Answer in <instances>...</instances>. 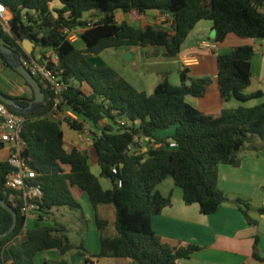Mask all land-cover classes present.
I'll return each instance as SVG.
<instances>
[{
    "label": "trees",
    "instance_id": "16d2710c",
    "mask_svg": "<svg viewBox=\"0 0 264 264\" xmlns=\"http://www.w3.org/2000/svg\"><path fill=\"white\" fill-rule=\"evenodd\" d=\"M55 1L0 0L12 14L9 30L0 20V44L11 48L20 58H33L39 63L44 54L37 59L28 55L22 45L24 40L44 50H54L59 63H50L49 67L59 73L63 84L57 95L36 77L45 99L42 107L32 113H19L0 101L11 113L26 120L20 133L25 142L23 157L37 173L34 184L44 193L40 214L33 218V228L27 229L20 203L14 207L10 202L12 192L5 188L13 168L8 160L0 161L1 197L18 213L13 233L0 238V264H38L36 258L40 253L56 251L64 256L83 248V240L79 245L71 242L68 227L56 216L57 210L66 208L80 213L84 219L82 206L71 190L75 187L87 194L95 210V224L101 233V251L94 256L97 259H125L128 264H178L200 250L194 245L173 248L153 230L151 219L156 207L171 205L170 198L156 191L169 177L183 190L184 202L198 204L202 214L213 215L230 203L239 208L248 223L255 224L247 200H230L219 188V166L239 167L243 150L257 153L262 149L258 143L264 142V103L225 108L218 115L206 114L189 104L186 97H204L210 78H191L185 68L180 86L171 84L165 74L149 95L111 68L93 67L89 58L124 46L162 48L165 57H176L201 21L213 23L217 43L224 42L230 34L264 40V0H59L61 7L52 8ZM117 11L131 14L133 23H118ZM149 12L167 16L170 28L139 27L137 24ZM65 28L84 29L81 39L85 49L66 39L62 31ZM254 56L253 47L240 46L217 57L224 103L235 100L246 104L263 97L261 91L246 93L251 85ZM0 65L23 79L32 96L1 90L0 93L23 107L33 106V89L1 53ZM67 111L76 119L60 120L59 115ZM120 119L129 126L121 127ZM105 121L108 123L103 135L93 143L100 168L97 177L87 151L66 148L62 127L65 124L79 132L84 123L99 128ZM171 130V134H164ZM136 138L142 143H137ZM63 166H70L71 171L65 172ZM100 178L109 179L112 189L105 190ZM100 206L114 208V235L109 233V221L98 212ZM46 221L53 224L47 225ZM13 222V216L0 206V235ZM253 257L263 260L258 238ZM55 264L68 262L59 260Z\"/></svg>",
    "mask_w": 264,
    "mask_h": 264
},
{
    "label": "crops",
    "instance_id": "0c3cea01",
    "mask_svg": "<svg viewBox=\"0 0 264 264\" xmlns=\"http://www.w3.org/2000/svg\"><path fill=\"white\" fill-rule=\"evenodd\" d=\"M8 16L10 19L12 18L10 11ZM116 20L118 23H133L132 15L121 11L116 12ZM137 25L142 28L153 25L169 29L171 23L167 16L149 12L142 17ZM75 45L79 49H85L82 39ZM240 46H251L255 51V56L251 60V85L246 93L253 94L261 91L263 97L246 104L235 100L224 103L218 81L217 57L229 54ZM42 51V48L39 49L38 54L35 55L36 59L39 58ZM25 52L31 55L30 51L25 50ZM163 52L162 48L157 47L124 46L118 49H107L100 55L91 56L89 62L93 67L113 69L137 90L151 95L165 74H168L171 84L180 86L181 72L186 68L183 58L196 57L199 60L198 63L186 68L189 70V76L194 79H211L204 97H186V101L199 111L218 115L225 108H236L239 105L254 107L264 103V40L242 39L235 34H230L224 42L217 43L213 23L201 21L182 45L181 53L178 56L165 57ZM8 94L18 95L13 90ZM107 123L105 121L101 125ZM65 127L73 131L63 124L62 128ZM69 144L66 142L65 135L66 148ZM258 145L262 149L257 153L249 150L242 152V161L239 167L224 164L219 166V188L228 195L230 200L236 198L247 200L251 206L250 217L255 221V224L248 223L239 208L230 203L222 205L213 215L202 214L198 204L187 205L184 202L183 190L175 184L171 177L157 186L156 191L164 198H170L171 205L161 207L159 214L152 216L151 224L154 232L163 243L173 248L191 245L200 248L191 258L181 259L178 264H264V142L258 143ZM76 148L88 152L92 172L99 177L100 168L94 145L78 144ZM93 149L96 160L91 152ZM9 154V146L0 145V161L8 160ZM63 168L67 173L71 171L70 166H63ZM103 188L105 187L103 186ZM106 189L109 190V188ZM78 197L83 198V194H78ZM89 204L95 228L92 229L93 231L91 230L93 233L91 237L90 232L88 233L86 244L85 241L83 242V248L75 249L64 256L56 251L40 253L36 258L38 264H55L59 260H66L68 264H128L125 259H97L94 257L101 251V233L96 227L95 210L90 200ZM61 209L57 210V217L58 214L60 215ZM98 212L101 217L109 221L110 227L115 228V211L112 206H100ZM109 233L114 235L115 229H109ZM256 238H258V250L262 261L253 257Z\"/></svg>",
    "mask_w": 264,
    "mask_h": 264
},
{
    "label": "built area",
    "instance_id": "2783aa9c",
    "mask_svg": "<svg viewBox=\"0 0 264 264\" xmlns=\"http://www.w3.org/2000/svg\"><path fill=\"white\" fill-rule=\"evenodd\" d=\"M9 10L0 4V20L6 30H9V21L11 20L8 16ZM63 34L68 41L76 44L81 39V35L84 29L79 28L76 30L63 29ZM42 63L37 60L30 58L24 59L23 66L35 77H39L43 83L59 95L63 90V84L58 76L59 73L53 71L50 67V63H59V58L54 50H48L44 54ZM196 57H185L183 58V64L186 68L194 66L198 63ZM55 117V116H54ZM72 117L75 115L67 111L59 115L60 120L64 118ZM56 119L58 117H55ZM25 118L11 113L3 104L0 103V145H8L10 154L8 161L13 168L12 173L7 177L5 181V188L12 192L10 202L15 206L20 203L21 213L26 218V227L30 219L40 214V203L43 199L44 193L42 189L34 184V180L37 178V173L27 162L26 158L23 157L25 148V142L21 137V130L25 123ZM118 124L121 127L129 126L126 120L120 119ZM105 125H100L99 128L93 127L91 124L84 123L82 130L76 132L77 142L71 141V145L76 147L78 144L91 145L96 139L103 135ZM137 143H142V140L136 138Z\"/></svg>",
    "mask_w": 264,
    "mask_h": 264
},
{
    "label": "rangeland",
    "instance_id": "374dc122",
    "mask_svg": "<svg viewBox=\"0 0 264 264\" xmlns=\"http://www.w3.org/2000/svg\"><path fill=\"white\" fill-rule=\"evenodd\" d=\"M51 6H52V8H59V7H61V3L59 0H56ZM22 45H23L24 50L30 51L31 54H33L34 56L36 54H38L39 49H41V47L35 45V43H33L30 40H24ZM47 52H48V50L43 49L42 54H46ZM0 90L3 91L4 93H8L9 91L13 90L14 92H16L18 94V96H25V97H31L32 96V91L28 86H26L24 80L21 79L19 76H17L12 71L2 68L1 65H0ZM64 130H65V135H66V142L70 143L71 140H74L75 142H77L76 132L70 131L66 127L63 129V131ZM171 131H167L164 134H169V132H171ZM68 134H70V135H68ZM68 136H69V138H68ZM67 148L68 149L73 148L71 143L67 146ZM244 151H246V150H243L242 152H244ZM91 152L94 155V159L96 160L95 150L93 149ZM242 152H241V154H242ZM101 182L105 188H109V189L112 188V183L109 179L102 178ZM71 190H72V193L75 196V198L79 201V203L82 206L84 219H82V216L80 213L70 211L66 208L61 209V211H60L61 213H60V215L58 214L57 219L60 222H63L68 227L69 238H70L72 243L78 245L83 240V241H85V244H86V238L89 235L88 233L90 232V237H91L93 235L92 229L95 228L94 227L95 225H94L93 213L90 210L91 207H89L90 204H89V199H88L87 194H85L84 192H82L81 190H79L76 187L72 188ZM78 194H83V198L78 197ZM45 223L47 225L53 224L52 221H46ZM33 224H34V220L30 219L28 222V225H27V229H32ZM92 224H93V227H92ZM110 229H115V228L110 227ZM88 249H90V248L88 247Z\"/></svg>",
    "mask_w": 264,
    "mask_h": 264
},
{
    "label": "water",
    "instance_id": "95a60500",
    "mask_svg": "<svg viewBox=\"0 0 264 264\" xmlns=\"http://www.w3.org/2000/svg\"><path fill=\"white\" fill-rule=\"evenodd\" d=\"M88 15V13H86ZM27 42V41H26ZM0 53L5 56V58L9 61L11 66L27 81V83L30 85V87L33 89L34 94H35V100L33 103V106L30 107H23L21 106L18 102H16L14 99L9 98L2 93H0V101L4 103L6 106L13 107L17 112L19 113H32L37 110H39L45 99V94L43 91V88L41 84L37 81L36 77L32 75L24 66H23V58L18 57L15 52L5 46L0 44ZM188 85H191V82H188ZM3 192V189L0 184V206L8 211L12 216H13V225L12 227L4 234L0 235V238L6 237L13 233L15 228L17 227L18 224V213L15 210V208L1 197V193ZM5 195H8V192H4ZM159 206L156 207L155 215H158L160 212Z\"/></svg>",
    "mask_w": 264,
    "mask_h": 264
}]
</instances>
